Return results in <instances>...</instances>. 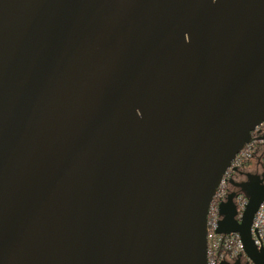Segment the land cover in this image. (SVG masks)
<instances>
[{
	"label": "water",
	"instance_id": "water-1",
	"mask_svg": "<svg viewBox=\"0 0 264 264\" xmlns=\"http://www.w3.org/2000/svg\"><path fill=\"white\" fill-rule=\"evenodd\" d=\"M263 121L264 0H0V264H206ZM233 184L217 232L264 264V172Z\"/></svg>",
	"mask_w": 264,
	"mask_h": 264
},
{
	"label": "built area",
	"instance_id": "built-area-1",
	"mask_svg": "<svg viewBox=\"0 0 264 264\" xmlns=\"http://www.w3.org/2000/svg\"><path fill=\"white\" fill-rule=\"evenodd\" d=\"M264 129V121L261 122L257 128ZM259 129L255 131L260 132ZM253 142L244 144L231 160L229 166L219 179L211 200L217 197L223 200L227 194L228 179L233 174L234 170L240 168L246 161L253 156L254 146ZM211 200L208 205L206 213L205 224V248H206V264H219L221 261H228L232 263L236 259L246 260V254L243 249V244L240 236L236 232L219 233L217 232L218 221L220 215L218 212V205H211ZM247 199L244 196H239L237 199L238 216L246 205ZM250 236L253 245L256 248L264 246V200H262L255 213L253 214L250 225Z\"/></svg>",
	"mask_w": 264,
	"mask_h": 264
},
{
	"label": "crops",
	"instance_id": "crops-1",
	"mask_svg": "<svg viewBox=\"0 0 264 264\" xmlns=\"http://www.w3.org/2000/svg\"><path fill=\"white\" fill-rule=\"evenodd\" d=\"M253 144L254 152L252 158L246 161L240 168L235 169L228 179L227 194L231 191H237V195L234 198L235 204H237L236 202L239 196H246L244 192L240 191L239 187L235 186L233 183L249 181L250 177L253 175L260 176L264 172V140L259 139L258 136V139L255 140ZM230 179L233 183L229 182ZM225 198L223 200H225Z\"/></svg>",
	"mask_w": 264,
	"mask_h": 264
},
{
	"label": "trees",
	"instance_id": "trees-1",
	"mask_svg": "<svg viewBox=\"0 0 264 264\" xmlns=\"http://www.w3.org/2000/svg\"><path fill=\"white\" fill-rule=\"evenodd\" d=\"M264 133V129L258 133H256L255 131L252 132V136H251V140L250 142H255V140L258 139V136L262 135ZM222 200L217 198V197H214L212 200H211V205L214 206V205H219V203L221 202Z\"/></svg>",
	"mask_w": 264,
	"mask_h": 264
},
{
	"label": "rangeland",
	"instance_id": "rangeland-1",
	"mask_svg": "<svg viewBox=\"0 0 264 264\" xmlns=\"http://www.w3.org/2000/svg\"><path fill=\"white\" fill-rule=\"evenodd\" d=\"M259 128H261V126H259L258 128L255 127V130L254 131H257ZM259 131H262V129H259Z\"/></svg>",
	"mask_w": 264,
	"mask_h": 264
},
{
	"label": "flooded vegetation",
	"instance_id": "flooded-vegetation-1",
	"mask_svg": "<svg viewBox=\"0 0 264 264\" xmlns=\"http://www.w3.org/2000/svg\"><path fill=\"white\" fill-rule=\"evenodd\" d=\"M240 262H241L242 264H244V263L246 262V260L240 259ZM232 263H233V262H232Z\"/></svg>",
	"mask_w": 264,
	"mask_h": 264
}]
</instances>
